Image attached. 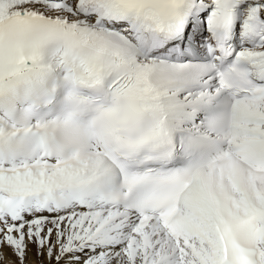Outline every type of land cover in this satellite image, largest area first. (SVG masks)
<instances>
[{"label":"snow or ice","instance_id":"6c2138e0","mask_svg":"<svg viewBox=\"0 0 264 264\" xmlns=\"http://www.w3.org/2000/svg\"><path fill=\"white\" fill-rule=\"evenodd\" d=\"M0 264H264V0H0Z\"/></svg>","mask_w":264,"mask_h":264},{"label":"bare ground","instance_id":"6f19581e","mask_svg":"<svg viewBox=\"0 0 264 264\" xmlns=\"http://www.w3.org/2000/svg\"><path fill=\"white\" fill-rule=\"evenodd\" d=\"M29 259L30 260H34L35 259V256L34 255H30Z\"/></svg>","mask_w":264,"mask_h":264}]
</instances>
